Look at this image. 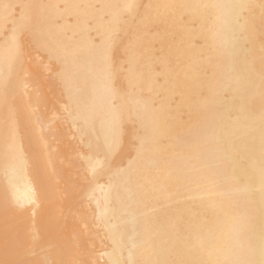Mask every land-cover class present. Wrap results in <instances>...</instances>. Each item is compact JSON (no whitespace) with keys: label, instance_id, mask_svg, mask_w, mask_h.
Listing matches in <instances>:
<instances>
[{"label":"bare ground","instance_id":"obj_1","mask_svg":"<svg viewBox=\"0 0 264 264\" xmlns=\"http://www.w3.org/2000/svg\"><path fill=\"white\" fill-rule=\"evenodd\" d=\"M100 257L264 264V0H0V264Z\"/></svg>","mask_w":264,"mask_h":264},{"label":"rangeland","instance_id":"obj_2","mask_svg":"<svg viewBox=\"0 0 264 264\" xmlns=\"http://www.w3.org/2000/svg\"><path fill=\"white\" fill-rule=\"evenodd\" d=\"M43 65V64H42ZM49 69H47V70H45L44 69V71H43V69H42V77H41V81L43 80L42 78H44V80H43V85L41 86L42 87V89H43V97H44V103H46V102H48V103H46L45 104V107H46V110L47 111H51V109H52V111L50 112L49 111V113L51 114V115H49V118H53V116H54V121H52V122H60V120H62L61 122H63L64 121V114H62V103L60 102V97H59V91H54L52 88H54L55 89V87H54V85H53V82H52V79L50 78V76H49V71H48ZM48 76H49V80L47 79L48 78ZM45 80H47V82H45ZM48 81L50 82V83H48ZM46 84H47V87H46ZM51 84V85H50ZM45 85V86H44ZM50 86H52V87H50ZM36 87V86H35ZM34 87V88H35ZM27 88L28 89H32L33 87L31 86H27ZM50 89H52V90H49ZM46 90V91H45ZM39 93H40V91H38ZM56 93H58V95L56 94ZM56 95V96H55ZM47 96H48V98H47ZM55 97H56V99H55ZM59 100H58V99ZM47 100V101H46ZM52 100H54V101H52ZM52 104V105H51ZM49 105V106H48ZM49 107V109H47L48 107ZM53 106V107H52ZM38 107V106H37ZM36 106H35V108H37ZM61 107V108H60ZM39 108V107H38ZM55 111V113H56V115H52V112H53V114H55L54 113V111ZM56 118V119H55ZM59 119V120H58ZM63 125H65L64 123H62ZM71 138V137H70ZM100 259V260H99ZM98 260L100 261L99 263L101 264V262L104 264V259L102 258V257H100V258H98Z\"/></svg>","mask_w":264,"mask_h":264}]
</instances>
